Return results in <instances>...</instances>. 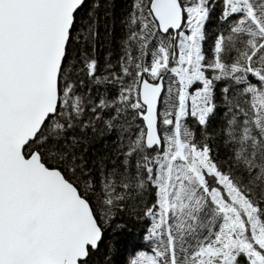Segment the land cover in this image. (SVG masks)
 Listing matches in <instances>:
<instances>
[{
    "label": "snow or ice",
    "instance_id": "1",
    "mask_svg": "<svg viewBox=\"0 0 264 264\" xmlns=\"http://www.w3.org/2000/svg\"><path fill=\"white\" fill-rule=\"evenodd\" d=\"M101 7L0 0V264H93L126 206L129 264H264V0H131L106 75Z\"/></svg>",
    "mask_w": 264,
    "mask_h": 264
},
{
    "label": "trees",
    "instance_id": "2",
    "mask_svg": "<svg viewBox=\"0 0 264 264\" xmlns=\"http://www.w3.org/2000/svg\"><path fill=\"white\" fill-rule=\"evenodd\" d=\"M91 2L92 0H89V4ZM101 3L102 7L99 9L101 17L100 32L94 55L99 61L101 73L105 74L102 69L106 68V62L108 60H117V57L122 52L120 46L123 40L117 41V35L118 31L121 36L124 34L120 21L129 10L131 0H112V3H106L105 0H101ZM116 11H118L119 16ZM117 22L118 24H116ZM216 31L215 27L210 26V35ZM208 44H211V38ZM114 64H116V61ZM116 70L118 71V69ZM223 119L224 116L218 114L213 121V127L218 125ZM213 127L209 128L210 132ZM210 143H212L214 149L219 145L218 151L222 159L228 155L227 148L220 144L218 140H210ZM76 152L83 158L84 170L89 171L94 178H97L99 158L101 156H111L112 146L110 143L105 145L103 141L95 139L89 134V137L80 143ZM145 201L151 202L150 194L145 196ZM138 216H142V211L139 207L135 213L127 206L123 211L117 210L115 218L106 226V243L101 246L100 251L93 257V264H129L136 253L149 251L151 245L144 239L147 234L148 221L139 219ZM117 225L122 227L117 228ZM106 256L109 258L108 260H105Z\"/></svg>",
    "mask_w": 264,
    "mask_h": 264
},
{
    "label": "rangeland",
    "instance_id": "3",
    "mask_svg": "<svg viewBox=\"0 0 264 264\" xmlns=\"http://www.w3.org/2000/svg\"><path fill=\"white\" fill-rule=\"evenodd\" d=\"M116 13H117V15H118V11H116ZM119 16V15H118ZM116 24H118V22L116 23ZM119 27V26H118ZM124 35V34H123ZM123 35L121 36V34L119 33V31H118V35H117V37H118V39H117V41L119 40H122V37H123ZM115 61H117V60H111V62L114 64L115 63ZM107 68H103L102 69V72H104L105 74H107ZM117 234V233H116Z\"/></svg>",
    "mask_w": 264,
    "mask_h": 264
}]
</instances>
